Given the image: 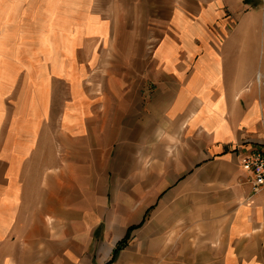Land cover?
<instances>
[{
    "label": "crops",
    "instance_id": "crops-1",
    "mask_svg": "<svg viewBox=\"0 0 264 264\" xmlns=\"http://www.w3.org/2000/svg\"><path fill=\"white\" fill-rule=\"evenodd\" d=\"M263 145L264 0H0V264H264Z\"/></svg>",
    "mask_w": 264,
    "mask_h": 264
},
{
    "label": "built area",
    "instance_id": "built-area-1",
    "mask_svg": "<svg viewBox=\"0 0 264 264\" xmlns=\"http://www.w3.org/2000/svg\"><path fill=\"white\" fill-rule=\"evenodd\" d=\"M242 165L252 172V188L254 192L264 190V145L252 149L241 158Z\"/></svg>",
    "mask_w": 264,
    "mask_h": 264
},
{
    "label": "rangeland",
    "instance_id": "rangeland-1",
    "mask_svg": "<svg viewBox=\"0 0 264 264\" xmlns=\"http://www.w3.org/2000/svg\"><path fill=\"white\" fill-rule=\"evenodd\" d=\"M117 164V163H116ZM147 163H144V166L146 165ZM122 168H119L118 170H115L114 173H112V199L110 201H108V209L109 210H114L115 208V205L116 204H119L120 202L119 201H116L114 199V197H119V194L121 195L122 193L124 194L126 191H125V188L126 186H124V184H121L119 183V185L117 186L116 184H114L115 182V178H118L116 177V172L117 174H120V173H125L127 170L130 172L131 170L129 168H127V166H130L131 163H123V164H120ZM128 172V174H129ZM121 178H125V176L121 177ZM118 189V190H117ZM116 191H118V195H115ZM105 220L108 222V217L105 218ZM127 241L129 240V236L126 237Z\"/></svg>",
    "mask_w": 264,
    "mask_h": 264
},
{
    "label": "trees",
    "instance_id": "trees-1",
    "mask_svg": "<svg viewBox=\"0 0 264 264\" xmlns=\"http://www.w3.org/2000/svg\"><path fill=\"white\" fill-rule=\"evenodd\" d=\"M126 242H127V239H124V240L122 241V243L120 244V246H118V248L116 249L115 253H116L118 250H120V249L125 245Z\"/></svg>",
    "mask_w": 264,
    "mask_h": 264
}]
</instances>
